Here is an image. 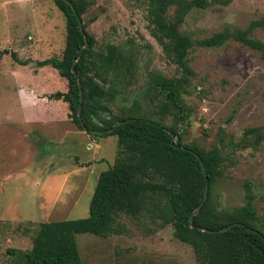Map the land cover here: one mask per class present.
Here are the masks:
<instances>
[{"label":"rangeland","instance_id":"obj_1","mask_svg":"<svg viewBox=\"0 0 264 264\" xmlns=\"http://www.w3.org/2000/svg\"><path fill=\"white\" fill-rule=\"evenodd\" d=\"M82 15L95 50L121 46L135 59L133 74L113 85L109 114L132 107L137 115L176 123L182 142L204 150L220 149L223 176L215 187L220 210L244 204L245 182L255 194L258 227L264 226V60L236 42L221 48H194L193 76L181 93L182 119L163 116L164 99L152 77H180L151 37L143 0H91ZM171 13V12H170ZM264 15V0H226L193 10L180 30L201 39L225 27L245 29ZM253 37L264 44V29ZM65 43V19L53 0H0V264H22L41 223L88 216L100 173L117 153L113 136L93 138L69 118L68 105L52 95L67 82L50 65ZM13 54V55H12ZM26 62V63H25ZM104 88L109 90V84ZM111 91V90H110ZM261 128L256 146L241 147L247 128ZM125 233L107 238L76 236L81 264H198L189 245L146 216L124 217Z\"/></svg>","mask_w":264,"mask_h":264},{"label":"trees","instance_id":"obj_2","mask_svg":"<svg viewBox=\"0 0 264 264\" xmlns=\"http://www.w3.org/2000/svg\"><path fill=\"white\" fill-rule=\"evenodd\" d=\"M53 1L65 19L64 48L60 58L38 64L56 69L66 80L67 91L51 98L68 105V116L80 131L93 138L115 137L117 153L114 164L98 176L88 216L41 223L31 249L22 255V264H81L77 235L102 238L122 235L126 231L122 218L135 220L144 216L160 227L172 226L173 236L191 247L198 264H264V226H257L255 194L250 183L244 184L242 206L220 210L215 195L225 167L220 149L204 150L183 143L176 123L167 126L138 116L135 107L121 111L119 116L102 117L101 113H110L105 103L113 100L117 91L113 85H121L132 76L135 59L131 52L113 44H108L103 51L95 50L94 38L82 22L91 0H66L71 7L64 0ZM143 1L151 37L165 58L180 70L178 78L152 77L151 89L156 91L157 98L161 95L164 99L158 106L162 117L171 113L175 120L183 118L181 93L186 91L188 79L193 76L188 63L194 48H221L233 41L258 51L264 60V44L253 37L255 30L264 29V15L251 21L245 29L225 27L208 37L193 39L180 30L189 13L226 4V0ZM85 42L87 46L83 47ZM105 84H109V90L104 88ZM79 90L82 102L78 116ZM117 122L122 123L115 126ZM165 130L173 134V139ZM262 139L261 128H247L240 146L255 149ZM205 186L207 197L192 217L191 228L189 219L203 200ZM232 224L238 225L220 232Z\"/></svg>","mask_w":264,"mask_h":264},{"label":"water","instance_id":"obj_3","mask_svg":"<svg viewBox=\"0 0 264 264\" xmlns=\"http://www.w3.org/2000/svg\"><path fill=\"white\" fill-rule=\"evenodd\" d=\"M70 7L72 6L71 5V3H69L68 1H66V0H64ZM78 26H79V30H80V32H81V34H83L84 33V30H83V25H82V22H81V20L79 19L78 20ZM87 46V43L85 42V44H84V46L83 47H86ZM77 85H78V87H80V82H79V79H77ZM79 96H80V99H79V105H78V110H77V115L79 116V113H80V108H81V102H82V93H81V90H79ZM122 122H117L116 124H115V126H118V125H120ZM167 133H169L170 134V136H171V138L173 139V134L171 133V132H169L168 130H165ZM199 162H200V165H202L201 164V161L199 160ZM202 173L205 175V172H204V169L202 168ZM207 193H208V187L207 186H205V195H204V197H203V200H202V202L200 203V205L193 211V213L191 214V217H190V219H189V223L191 224V228H193V226H192V217L194 216V215H196L197 214V212L199 211V209H200V207L202 206V204H203V202L205 201V199H206V197H207ZM235 225H238V224H232V225H229V226H227L226 228H223V229H221L220 230V232H224V231H226L227 229H229V228H231V227H233V226H235ZM201 231H204V229L203 228H199ZM256 233H258L257 231H255Z\"/></svg>","mask_w":264,"mask_h":264}]
</instances>
